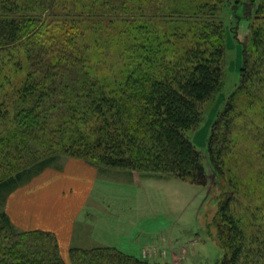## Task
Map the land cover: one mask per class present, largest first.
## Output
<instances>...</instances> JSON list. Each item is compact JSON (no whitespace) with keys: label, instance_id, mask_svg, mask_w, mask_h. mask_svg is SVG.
I'll list each match as a JSON object with an SVG mask.
<instances>
[{"label":"trees","instance_id":"trees-1","mask_svg":"<svg viewBox=\"0 0 264 264\" xmlns=\"http://www.w3.org/2000/svg\"><path fill=\"white\" fill-rule=\"evenodd\" d=\"M228 1L237 0H0V193L60 154L206 185L203 151L188 132L223 86L229 30L218 15ZM239 2L248 6L250 40L241 44L238 85L225 98L205 151L219 177L233 137L264 139L238 104L240 93L264 83V0ZM178 41L187 48L171 47ZM14 58L27 77L9 107L1 101L8 95L3 73ZM253 153L251 171L260 177L264 140ZM261 177L248 182L264 199ZM237 186L244 191L247 183ZM238 205L234 194L220 201L219 238L227 252L219 264H264L261 209L240 219ZM70 254L72 264H162L114 247ZM0 264L67 263L54 234L16 232L0 210Z\"/></svg>","mask_w":264,"mask_h":264},{"label":"rangeland","instance_id":"rangeland-1","mask_svg":"<svg viewBox=\"0 0 264 264\" xmlns=\"http://www.w3.org/2000/svg\"><path fill=\"white\" fill-rule=\"evenodd\" d=\"M187 1L190 3L195 0ZM239 3V0L228 1L218 15V19L229 30L226 40L227 50L225 55L223 86L215 97L206 104L199 127L195 131L188 132L193 143L203 151L204 164L207 168V184L204 186L196 185L178 177L169 176L162 179L143 177L139 185L136 182L123 183L122 181H117V186L114 187L119 188L120 186L121 188H127L129 191L140 190L142 192L143 190H152L154 192L156 198L155 206L161 209V228L159 233L164 234L162 229L169 228L170 237H167L165 242L162 241L161 245H158L161 251L157 249H144L145 255L147 256L144 255L143 251V257L146 259L149 258L151 262H159L162 264H219L227 250L223 251L220 243L217 223L219 220L218 211L221 199L227 195L234 194L239 200L238 207L240 205L241 207L234 212L239 216L238 218L250 220L251 218L248 216L247 211H252L249 214H252L251 217H255L257 216V209L260 208L261 210L257 214L259 219L263 218L264 220V199L260 195L261 191H259V188H252V185L248 182V179H261V176L264 175L262 174L258 177L256 170L251 171V165L255 164L254 158L256 156L253 152L257 151L264 139L258 140L256 135H252L248 141L246 139L240 141L235 140L233 137V141L229 142L231 149L227 152V156L222 158V160L224 159L222 165L224 168V176L220 177L216 174L205 152L212 124L218 112L223 108L225 98L238 85L242 55L241 44L249 43L250 40V31L246 22L248 18L245 15L248 6ZM251 20L257 26L263 24L262 21L254 16ZM192 24L189 22L190 26ZM235 33L236 36L234 37ZM191 39L192 36L189 38V41ZM183 40H187V38ZM187 46V41H178V44L172 45L171 47L182 49L187 48ZM171 55L175 58L178 54H176L174 49H171ZM17 59L14 58L13 61H9L3 73L5 83H8L5 88L8 95H6V98L1 97V101L6 100L8 103L7 106L9 107H12L14 97H17L15 94L21 88L22 84H24L27 77L26 66L19 67L20 63ZM160 70V68H154V71ZM239 98L238 104H240V109L248 116L249 123L253 119V122L256 124L255 127L257 128L256 132L264 134V83L253 85V88L240 93ZM238 123L242 127L244 122L238 121ZM94 159L93 157L86 159L78 158L70 154H60L54 161L47 164V167L43 169L36 168L30 175H26L23 181L17 184L15 188L1 192L0 210L8 214L16 232H32L31 230H24L25 227H30L29 225L33 224L35 219H38L34 217V214L37 211L39 212L37 205L39 203V192L44 191L45 193L50 181L53 185L50 188L51 190L63 191L68 189L66 186H69L73 191L75 183L72 178L65 180L66 183H55L53 177L59 173L69 172V163L71 164L72 161L84 162L90 165L93 170L103 169V167L108 168ZM260 168H262L260 164L257 165L256 169ZM110 169V172L99 175L95 191L100 185L108 182L112 184L114 175L116 174L113 170L117 168ZM245 181L247 183L246 190H239L237 184L240 187V185H245ZM54 185H58V187H54ZM258 186H261V181H259ZM100 190H108V188L100 187ZM253 194L258 195L256 201L251 199V195ZM45 196H47L46 193ZM163 223L166 225H162ZM60 250L65 262L72 264L70 252L68 255L63 254L64 252L61 246ZM244 263L246 264V261Z\"/></svg>","mask_w":264,"mask_h":264},{"label":"crops","instance_id":"crops-1","mask_svg":"<svg viewBox=\"0 0 264 264\" xmlns=\"http://www.w3.org/2000/svg\"><path fill=\"white\" fill-rule=\"evenodd\" d=\"M69 169V172L53 177L55 183H66L65 180L72 178L75 183L73 191L69 186L63 191L51 190L53 185L50 181L46 187L47 196L39 190V212L34 214L38 219L30 227H25L24 231L55 234L65 255L73 248L114 247L128 255L146 259L143 257L144 249L161 251L158 245L170 237V232L169 228H163L164 234L159 233L161 209L155 206L154 192L129 191L120 186L118 190L114 187L117 181L136 182L139 185L143 177L162 179L171 175L115 169L112 184L100 185L108 190L99 191V187L95 191L99 175L110 172L109 167L98 171L84 162L72 161Z\"/></svg>","mask_w":264,"mask_h":264},{"label":"built area","instance_id":"built-area-1","mask_svg":"<svg viewBox=\"0 0 264 264\" xmlns=\"http://www.w3.org/2000/svg\"><path fill=\"white\" fill-rule=\"evenodd\" d=\"M144 255H145V251H144ZM145 256H147V255H145Z\"/></svg>","mask_w":264,"mask_h":264}]
</instances>
